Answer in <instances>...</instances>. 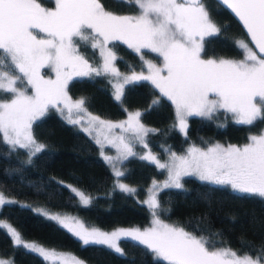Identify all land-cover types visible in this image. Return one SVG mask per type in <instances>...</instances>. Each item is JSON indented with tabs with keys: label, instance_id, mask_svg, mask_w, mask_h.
Here are the masks:
<instances>
[{
	"label": "snow or ice",
	"instance_id": "6c2138e0",
	"mask_svg": "<svg viewBox=\"0 0 264 264\" xmlns=\"http://www.w3.org/2000/svg\"><path fill=\"white\" fill-rule=\"evenodd\" d=\"M116 2L134 4L139 14L118 15L107 10L102 0H54V8L45 7L40 0H0V93L12 96L11 100H0V136L11 152L25 150L30 164L33 157L46 149L34 134V124L45 115L49 106L58 108L59 102L67 109L69 123L81 124L84 116H88L89 126L98 122L108 129L131 131L135 139L148 148L145 137L159 130L140 123V111L129 113L125 127L123 123L112 124L92 116L85 107L86 98L73 100L68 95V83L73 76L86 77L92 73L97 76L108 74L122 80L115 85L117 101L124 95L125 84L151 81L162 96L175 105L179 130L185 135L187 117L212 119L220 109L234 114L239 124L254 125L264 121V56L253 51L248 42L237 40L235 43L243 50V59L202 58L205 38L222 35L204 0ZM218 2L239 18L251 42L259 53L264 54V0ZM77 37L82 41L91 37L92 48H100L102 70L92 68L79 54ZM114 40L123 41L137 52L147 48L159 53L164 60L163 69L148 63L150 75L135 71L130 75L122 74L114 63L116 54L107 48L108 42ZM45 66L54 69L55 80H45L40 75V69ZM69 68L71 72L66 71ZM165 70L167 75H162ZM25 79L31 86L32 95L17 86ZM158 103L159 100H153L151 106ZM74 114L78 118L74 119ZM84 130L88 131L87 128ZM119 141L118 159L127 160L136 155L124 137ZM140 158L161 169L167 168L169 173L163 187L154 183L149 189V198L144 201L152 210L153 227L144 231L118 229L105 233L92 229L83 234L74 232L84 245L103 244L126 256L118 243L124 237L145 246L166 264H264V243L255 258L250 254L240 255L230 247L210 245L205 237H198L181 226L165 223L157 212L160 208L157 193L168 188L183 189L181 177L187 175H195L212 184L230 185L233 190L264 198V133L250 136L249 142L242 147L217 144L207 151L191 148L184 156L170 152L169 163H161L150 150ZM106 159L111 162V158ZM114 175L119 178L125 173L115 170ZM58 183L63 185V182ZM118 187L125 193L136 191L123 183H118ZM71 191L80 197L84 206L91 203L82 191L74 187ZM15 203L17 201L7 199L0 192V207ZM41 214L48 215L42 211ZM48 218L69 227L58 216ZM2 227L10 233L13 247H23L48 260L49 253L43 246L24 242L20 233L7 224ZM0 264H14V261L0 259Z\"/></svg>",
	"mask_w": 264,
	"mask_h": 264
},
{
	"label": "trees",
	"instance_id": "16d2710c",
	"mask_svg": "<svg viewBox=\"0 0 264 264\" xmlns=\"http://www.w3.org/2000/svg\"><path fill=\"white\" fill-rule=\"evenodd\" d=\"M40 2L46 6L53 4V0ZM102 3L107 10L118 15L138 10L134 4L121 5L116 0H102ZM204 3L222 35L205 38L202 56L240 57L242 50L235 42L240 39L247 42L240 25L216 0H204ZM75 40L82 55L97 66L99 52L92 48L91 40L82 41L79 37ZM108 44L117 56L114 63L120 72L141 71L145 59L154 62L160 59L159 54L150 49L137 52L121 40ZM19 85L26 90L30 88L26 80ZM67 92L73 97L86 98L87 110L104 118H120L126 110L140 111L141 122L159 130L150 132L145 140L148 148L163 160L169 152L181 153L190 143L199 146L213 141L243 143L264 126V121H257L254 125L236 123L231 113L220 109L212 119L187 117L185 135L176 123L172 102L163 97L149 80L125 84L121 101L113 96L107 74L74 76L68 83ZM0 95L8 98L10 94ZM153 100H159L154 107L151 106ZM34 134L46 149L33 157L30 164L25 150L11 152L0 136V191L17 201L0 207L1 220L9 223L22 238L69 251L87 264H166L130 238L122 237L118 241L126 256L103 244L84 245L66 228L33 208L42 206L49 210L73 212L86 225L104 230L117 226H141L149 221L152 211L138 199L152 181L164 177L163 169L138 155L129 156L120 163L125 175L117 178L101 157L96 143L52 107L35 122ZM135 149L139 152L142 146L137 145ZM117 179L133 185L135 193L122 192L114 185ZM67 183L88 195L91 203L84 206ZM181 183L183 189L168 188L157 193L160 219L205 237L215 247L226 246L253 256L258 254L264 243V198L201 181L191 175L182 176ZM0 257L14 261V264H51L35 252L13 247L11 237L1 225Z\"/></svg>",
	"mask_w": 264,
	"mask_h": 264
},
{
	"label": "rangeland",
	"instance_id": "374dc122",
	"mask_svg": "<svg viewBox=\"0 0 264 264\" xmlns=\"http://www.w3.org/2000/svg\"><path fill=\"white\" fill-rule=\"evenodd\" d=\"M44 5V4H43ZM45 7H49V8H54L55 7V3H54V0H53V4L50 5V6H46L44 5ZM139 14V9L135 12V13H131V14H127L129 16H134V15H138ZM88 32L90 33L91 30H88ZM43 35V34H41ZM89 39L91 40V42L93 43L91 37H89ZM101 40L103 38H100ZM242 40V39H240ZM249 44V43H248ZM250 47V45H249ZM107 48H110L112 50V48L109 46V44H107ZM77 49H78V46H77ZM143 49H147V48H143ZM97 50L99 52V64L97 66H93L90 62L89 59H87L86 57H84L82 55V52L78 49V52L80 55H82L88 62H89V65L92 67V68H98V69H101L102 70V67H103V58L101 56V50L99 47H97ZM159 54V53H158ZM159 61L158 62H154L150 59H145L144 61V69L141 70V71H136L137 74H140V73H143V75H150V71H149V68H148V63H151L153 65H155L157 68H161L163 69L164 67V60H163V57L159 54ZM202 58L204 59H209V58H214V59H220V58H224V59H233V60H241L244 58V53H243V50H242V54L240 57L238 58H233V57H212V56H208V57H205V56H202ZM67 72H71L72 69L69 68V69H66ZM122 74L124 75H130L131 72H121ZM40 75L45 79V80H55L56 79V72L54 71V69L50 66H45L43 68L40 69ZM108 75V74H107ZM162 75H167V72L166 70L162 72ZM110 77V82H111V88H112V93H113V96L115 97V85L118 83V82H122V80L118 79L117 77H114V76H111V75H108ZM74 77V76H73ZM26 80V79H25ZM27 82V80H26ZM18 87H21L18 83L17 85ZM23 87V86H22ZM24 88V87H23ZM27 93L29 95H32V89H31V86L29 88V90H26ZM1 94V93H0ZM69 95V94H68ZM70 96V95H69ZM73 100H76V99H79V97H73V96H70ZM12 99V96L11 94L9 95L8 98H4V96H1L0 95V100H11ZM49 107H52L55 109V111L57 112V114L59 116H61L64 120L68 121L67 120V109L64 107V104L62 102H59V107H53V106H49ZM173 108H174V112H175V120H176V123L178 124V119H177V116H176V109H175V105H173ZM63 110V111H62ZM88 111V110H87ZM138 110L136 109H132V110H126L125 113L120 117V118H116V119H109V118H104V117H101L95 113H92L90 111H88V113H90L92 116H97L100 118V120H103V121H106V122H111L112 124H125V127H127V124L126 122L128 121V116H129V113H134ZM80 115H84V114H80ZM231 116L233 118V120L236 121V118L234 117V114L231 113ZM74 119L78 118V116L76 114H74L73 116ZM88 116H84V119L83 121L81 122V124H75L76 127H78L79 129H81L85 134H87L97 145L98 149H99V153L101 155V157L103 158V160L105 162H107V164L109 165L110 167V170L112 171V173L115 172V170H121V166H120V163L122 160L118 159L120 153L118 151V146H119V138L120 137H124L125 141L126 142H129L132 146V149H133V152L136 153V155H138L139 157L147 154L149 152V148H144V146L138 141L135 139L133 133L131 131H122L121 128H112V129H108L107 127L103 126V125H100L98 122L96 123H93L91 126H89V123H88ZM140 123L141 120H140ZM145 127L149 128V129H153V127L149 126V125H145L144 123H142ZM88 129V131H85L84 129ZM264 133V126L260 128V130L253 134V135H259V134H262ZM252 136V135H251ZM97 140H99L100 142L97 143ZM249 142V138L248 140H246L245 142L243 143H225V142H220V141H213V142H210L204 146H199L197 144H193V143H190L188 144L185 149L181 152V153H176L178 156H184V155H187L188 154V151L189 149L191 148H197V149H200L202 151H207V149L209 147H214L215 145L219 144L223 147H228L229 145H236V146H244L245 144H247ZM137 145H141L142 146V149L137 152L136 151V146ZM151 151V150H150ZM151 153L153 155H155L152 151ZM106 158H111V162L108 161V159ZM159 158V157H158ZM160 162L161 163H169L170 162V152L168 153L167 155V158L165 160L159 158ZM154 165L157 167V165L154 163ZM159 168V167H157ZM161 169V168H160ZM164 171V177H162L161 179L159 180H154L152 181L147 187H146V190H145V193L144 195L138 199L139 202L145 204L146 206H148L146 203H144V201H146L148 198H149V195H150V192H149V189H151L153 187V184L155 183L157 186L159 187H163V184L165 181L168 180V170L167 168L163 169ZM191 176H194L195 178L199 179L197 176L195 175H191ZM207 182V181H205ZM118 183H123V184H126L128 185L129 187L131 188H134L133 185L131 184H128L124 181H121L119 179L115 180V183L114 185H116L117 188L118 187ZM67 186L70 188L71 190V187H74L76 189H78L77 187L71 185V184H68L67 183ZM226 187H228L229 189L233 190L231 188L230 185H224ZM80 190V189H78ZM81 191V190H80ZM233 191H236V190H233ZM1 192V191H0ZM236 192H239V191H236ZM75 194V193H74ZM86 195V194H85ZM77 196V195H76ZM88 196V195H86ZM5 197L7 199H11V197L9 196H6ZM78 197V200L82 203L81 199L79 196ZM35 211L41 213L44 212V213H47L48 215H44L46 217L50 216V215H55V216H58L60 218V220H63L65 224H67L69 227L66 228L69 232H71L72 234L74 232H79L81 234H83L85 231L87 232H91L92 229H97L101 232H105V233H111L113 231H116L118 229H125V230H130V229H138L140 231H144L145 229H148V228H151L153 227V220H154V216L151 214L150 218H149V221L144 224V225H141V226H117V227H114V228H111V229H108V230H104V229H100L98 227H95V226H91V225H86L83 221H81V219L78 217V215H76L75 213L73 212H69V211H58V210H49L45 207H42V206H35L33 207ZM152 211V210H151ZM162 220V219H161ZM56 221L58 224H60L57 220H54ZM165 223L167 224H171V225H176V226H179L177 224H174L172 222H169V221H165L163 220ZM4 224H7L9 225L10 227H12L9 223H7L6 221L4 220H1L0 219V225H4ZM61 225V224H60ZM62 226V225H61ZM82 226V227H81ZM13 228V227H12ZM6 230V232L8 233L7 229L4 228ZM71 229V231L69 230ZM9 236L11 237L10 233H8ZM74 235V234H73ZM75 237H77L79 239L78 236L74 235ZM199 237V236H198ZM12 239V238H11ZM24 242L26 243H34L38 246H43L45 248V250L49 253V256H48V260L47 262L51 263V264H78V262H84V264H87L84 260H82L81 258L77 257L76 255H74L73 253L69 252V251H66V250H61V249H54V248H51V247H47V246H44L42 244H39L33 240H29V239H24ZM80 240V239H79ZM13 241V240H12ZM81 242H83L82 240H80ZM106 246V245H105ZM219 247H226V246H219ZM152 253V252H151ZM240 255H244L245 253H239ZM39 255V254H38ZM153 257H155L154 253H152ZM253 258H255L256 256H253L251 255ZM42 257V256H41ZM43 258V257H42ZM0 259H4L6 261H11L10 259L8 258H2L0 257ZM44 259V258H43Z\"/></svg>",
	"mask_w": 264,
	"mask_h": 264
},
{
	"label": "water",
	"instance_id": "95a60500",
	"mask_svg": "<svg viewBox=\"0 0 264 264\" xmlns=\"http://www.w3.org/2000/svg\"><path fill=\"white\" fill-rule=\"evenodd\" d=\"M218 2V0H216ZM219 3V2H218ZM223 8H225L229 14L237 21V23L240 25L247 42L249 43L250 47L253 49V51H256L258 55L264 56V54L259 53V50L256 48L255 44L251 42V38L248 36L246 29L244 28L243 24L239 21V18L235 16V14L226 6L223 5L222 3H219Z\"/></svg>",
	"mask_w": 264,
	"mask_h": 264
}]
</instances>
